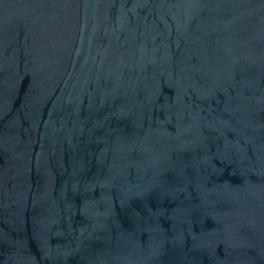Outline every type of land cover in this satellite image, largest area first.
I'll return each instance as SVG.
<instances>
[{"label":"water","instance_id":"water-1","mask_svg":"<svg viewBox=\"0 0 264 264\" xmlns=\"http://www.w3.org/2000/svg\"><path fill=\"white\" fill-rule=\"evenodd\" d=\"M0 264H264V0H0Z\"/></svg>","mask_w":264,"mask_h":264}]
</instances>
